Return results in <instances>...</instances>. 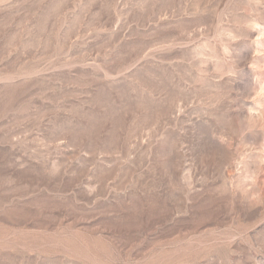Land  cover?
<instances>
[{
  "label": "rangeland",
  "instance_id": "374dc122",
  "mask_svg": "<svg viewBox=\"0 0 264 264\" xmlns=\"http://www.w3.org/2000/svg\"><path fill=\"white\" fill-rule=\"evenodd\" d=\"M253 21L264 0H0V264H264Z\"/></svg>",
  "mask_w": 264,
  "mask_h": 264
},
{
  "label": "clouds",
  "instance_id": "9594fccd",
  "mask_svg": "<svg viewBox=\"0 0 264 264\" xmlns=\"http://www.w3.org/2000/svg\"><path fill=\"white\" fill-rule=\"evenodd\" d=\"M249 27L252 28L253 30L258 31V35L255 37V41H254V43L257 44V47L253 50V53H252L253 59H255L256 57L264 56V45L260 44L261 41H264V27H262L260 24L256 23L255 21H253L249 25ZM222 35L227 36V38L233 43H235L236 40L238 39L230 32L223 33ZM224 54L225 56L230 55V51L227 46L224 47ZM250 67L254 71H258V70L264 71V64L252 63L250 64ZM228 74L231 75L232 73H228ZM261 96H264V88H261L260 91L256 92V95L255 97H253V99L255 100L257 97H261ZM256 109H259L260 111H257ZM248 112L250 116H260L261 112H264V104L257 103L255 106V109L250 107L248 109ZM262 151H264V149H262ZM253 182H255L254 179H253Z\"/></svg>",
  "mask_w": 264,
  "mask_h": 264
},
{
  "label": "bare ground",
  "instance_id": "6f19581e",
  "mask_svg": "<svg viewBox=\"0 0 264 264\" xmlns=\"http://www.w3.org/2000/svg\"><path fill=\"white\" fill-rule=\"evenodd\" d=\"M260 44H261V42H260Z\"/></svg>",
  "mask_w": 264,
  "mask_h": 264
}]
</instances>
